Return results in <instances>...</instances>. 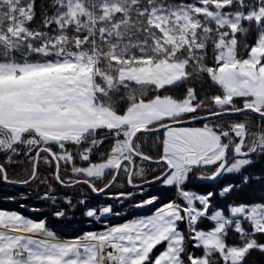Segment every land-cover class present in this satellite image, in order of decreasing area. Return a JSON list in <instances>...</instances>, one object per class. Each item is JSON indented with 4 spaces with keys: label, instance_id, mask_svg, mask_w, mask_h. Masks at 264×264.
Segmentation results:
<instances>
[{
    "label": "snow or ice",
    "instance_id": "6c2138e0",
    "mask_svg": "<svg viewBox=\"0 0 264 264\" xmlns=\"http://www.w3.org/2000/svg\"><path fill=\"white\" fill-rule=\"evenodd\" d=\"M0 264H264V0H0Z\"/></svg>",
    "mask_w": 264,
    "mask_h": 264
}]
</instances>
